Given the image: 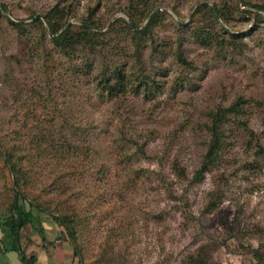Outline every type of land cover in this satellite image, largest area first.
I'll return each instance as SVG.
<instances>
[{
    "label": "rangeland",
    "instance_id": "374dc122",
    "mask_svg": "<svg viewBox=\"0 0 264 264\" xmlns=\"http://www.w3.org/2000/svg\"><path fill=\"white\" fill-rule=\"evenodd\" d=\"M2 3L0 156L11 149L31 201L73 216L72 244L39 214L45 242L76 250L70 264H264V0ZM201 3L226 19L193 14ZM55 5L60 23L93 20L96 44L55 47L43 17ZM149 10L158 18L136 49L125 21L140 31ZM114 67L126 91L110 96L101 77ZM232 103L194 178L211 114ZM12 196L0 160V215ZM20 233L23 251L40 238Z\"/></svg>",
    "mask_w": 264,
    "mask_h": 264
},
{
    "label": "trees",
    "instance_id": "16d2710c",
    "mask_svg": "<svg viewBox=\"0 0 264 264\" xmlns=\"http://www.w3.org/2000/svg\"><path fill=\"white\" fill-rule=\"evenodd\" d=\"M250 7H261L255 3H249ZM58 5H55L53 11L48 12L47 15L43 16L46 20L48 33L53 36L52 42L54 46L61 48L63 50H71L75 46L86 44L93 46L96 41H92V38L96 35L97 30L94 26V21L91 19H82L78 24L66 21L64 24L60 23L61 19L65 17V10L57 9ZM1 10L6 9L5 4L0 5ZM211 12V15L220 17L221 19H226V11L217 7V5H209L208 3H201L196 7L193 14L197 12ZM149 10L144 14L147 18L146 24L141 27V30L137 29L141 26L133 16H130L129 23L125 21L127 28L133 31L132 41L137 49L140 42L143 40L144 35L150 31L152 25L156 22L158 18V11L150 13ZM192 14V16H193ZM36 23H42V17H38L34 20ZM180 59L183 58L180 56ZM183 62L186 61L183 59ZM103 83V90H105L108 95L115 96L122 94L126 91V83L124 82L122 71L118 68H113L109 73L104 74L101 77ZM239 107L232 103L230 106L221 109L220 111L211 114V123L208 125V131L210 135L209 143L206 152L203 155L201 165L199 169L194 174V178H198L201 172H204L209 168V166L214 161L216 151L219 149L221 144L220 131L218 121L225 116L226 113H238ZM0 160L2 166L5 167V180L11 186L13 191V196L7 201L9 203L7 213L0 215V243L4 251L14 250L17 252L20 260V264H33L36 260L34 255L26 256L20 244V235L23 228L31 226L33 229L37 230L38 235L43 240V229L41 224L40 215L42 213L50 214L51 218L60 222L62 226L67 230L68 236L71 238L72 244L76 242L74 238V231L70 228L71 217L67 213L55 212L52 213L47 209L42 208L37 203L31 201L27 193L22 189V184L17 176V163L14 161L13 155L10 151L5 149V156L1 154ZM9 170L15 175L14 179L11 180L9 176ZM180 174H183L180 171ZM24 183V182H23ZM25 184V183H24ZM255 258H260V255L255 249L253 251ZM74 256L78 255L76 250L73 251ZM80 262V260H78Z\"/></svg>",
    "mask_w": 264,
    "mask_h": 264
},
{
    "label": "crops",
    "instance_id": "0c3cea01",
    "mask_svg": "<svg viewBox=\"0 0 264 264\" xmlns=\"http://www.w3.org/2000/svg\"><path fill=\"white\" fill-rule=\"evenodd\" d=\"M44 232V231H43ZM44 239L46 233H43ZM29 236V233H27ZM39 236V235H38ZM40 239V238H39ZM39 239H33V243L29 245L30 251L24 250L26 256L34 255L36 260L33 264H70L73 259V254L70 249L64 244L47 243L45 240L38 242ZM20 244L23 248V240ZM24 246H27L24 244ZM0 264H20L19 256L14 250L4 251L0 243Z\"/></svg>",
    "mask_w": 264,
    "mask_h": 264
},
{
    "label": "water",
    "instance_id": "95a60500",
    "mask_svg": "<svg viewBox=\"0 0 264 264\" xmlns=\"http://www.w3.org/2000/svg\"><path fill=\"white\" fill-rule=\"evenodd\" d=\"M37 17V16H36Z\"/></svg>",
    "mask_w": 264,
    "mask_h": 264
}]
</instances>
